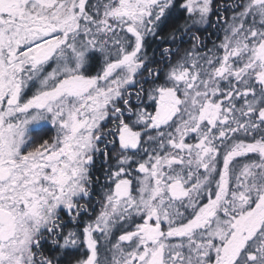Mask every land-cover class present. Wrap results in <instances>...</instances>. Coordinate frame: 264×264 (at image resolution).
I'll return each mask as SVG.
<instances>
[{"label":"snow or ice","instance_id":"6c2138e0","mask_svg":"<svg viewBox=\"0 0 264 264\" xmlns=\"http://www.w3.org/2000/svg\"><path fill=\"white\" fill-rule=\"evenodd\" d=\"M0 264H264V0H0Z\"/></svg>","mask_w":264,"mask_h":264}]
</instances>
